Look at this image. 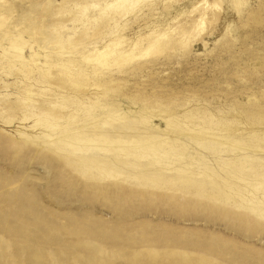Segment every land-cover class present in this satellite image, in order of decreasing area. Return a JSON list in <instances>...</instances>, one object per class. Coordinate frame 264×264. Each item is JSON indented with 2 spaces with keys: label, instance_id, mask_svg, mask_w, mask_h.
Listing matches in <instances>:
<instances>
[{
  "label": "rangeland",
  "instance_id": "1",
  "mask_svg": "<svg viewBox=\"0 0 264 264\" xmlns=\"http://www.w3.org/2000/svg\"><path fill=\"white\" fill-rule=\"evenodd\" d=\"M0 264H264V0H0Z\"/></svg>",
  "mask_w": 264,
  "mask_h": 264
}]
</instances>
